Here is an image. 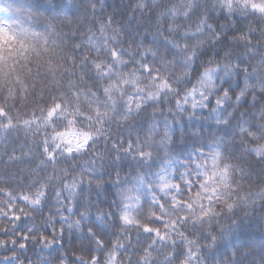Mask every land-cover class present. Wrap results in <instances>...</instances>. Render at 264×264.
<instances>
[{
    "label": "clouds",
    "instance_id": "9594fccd",
    "mask_svg": "<svg viewBox=\"0 0 264 264\" xmlns=\"http://www.w3.org/2000/svg\"><path fill=\"white\" fill-rule=\"evenodd\" d=\"M0 264H264V0H0Z\"/></svg>",
    "mask_w": 264,
    "mask_h": 264
},
{
    "label": "trees",
    "instance_id": "16d2710c",
    "mask_svg": "<svg viewBox=\"0 0 264 264\" xmlns=\"http://www.w3.org/2000/svg\"><path fill=\"white\" fill-rule=\"evenodd\" d=\"M0 143H2V142H0Z\"/></svg>",
    "mask_w": 264,
    "mask_h": 264
}]
</instances>
